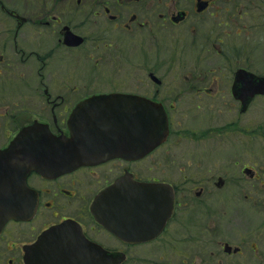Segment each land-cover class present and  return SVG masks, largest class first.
<instances>
[{
    "label": "flooded vegetation",
    "instance_id": "flooded-vegetation-1",
    "mask_svg": "<svg viewBox=\"0 0 264 264\" xmlns=\"http://www.w3.org/2000/svg\"><path fill=\"white\" fill-rule=\"evenodd\" d=\"M260 48L264 0H0V151L39 124L62 145L73 133L87 144L28 175L36 208L0 231V264H264V151H250L264 129L247 117L264 96L246 101L244 81L264 75ZM23 68L30 86L9 91ZM115 93L162 104V146L129 157L124 140L114 155L120 98L93 97ZM104 114L111 129L88 122ZM181 145L200 163L174 154ZM83 153L93 160L80 165ZM154 192H171L173 212L145 238ZM236 213L245 226L232 234Z\"/></svg>",
    "mask_w": 264,
    "mask_h": 264
},
{
    "label": "water",
    "instance_id": "water-1",
    "mask_svg": "<svg viewBox=\"0 0 264 264\" xmlns=\"http://www.w3.org/2000/svg\"><path fill=\"white\" fill-rule=\"evenodd\" d=\"M244 74L248 76L244 78L251 80V83L256 86L255 90L251 91V94H264V77L258 78L252 74ZM107 97L120 98L118 104L122 105V109L117 110L118 113L114 117L115 123L122 128L120 134L126 140L130 136L137 137L139 134L141 135L143 155L149 153L166 140L168 120L165 109H163L161 104L159 105L141 97H125L121 94L94 98L104 99ZM104 100H96V103L100 106L108 104ZM128 102L134 106V111H131V106H129ZM82 109L83 107L79 110ZM106 116L107 114H104L100 116L101 120L88 122L90 124H100V129L105 128L108 127L105 122L111 121L108 118L105 119ZM76 140L79 144V139L73 135L71 141L65 146L61 144L62 140H58L50 134L46 126H28L18 133L8 148L0 151V228L9 219L27 218L30 216L33 205L25 183L30 170L40 171L42 168H46L45 159H50L51 157L61 162H65V157L70 159L72 146L76 143ZM126 145L128 151L130 148L128 143ZM156 201L158 200L155 198L153 203L147 202V209L154 210V212L149 214V220L154 221L156 217L154 215L158 212L160 213V210L166 211L172 207V199L167 200L164 195L161 201ZM157 223H159L158 227L150 230L152 233L160 227L161 223L159 220Z\"/></svg>",
    "mask_w": 264,
    "mask_h": 264
},
{
    "label": "rangeland",
    "instance_id": "rangeland-1",
    "mask_svg": "<svg viewBox=\"0 0 264 264\" xmlns=\"http://www.w3.org/2000/svg\"><path fill=\"white\" fill-rule=\"evenodd\" d=\"M262 28L260 27L258 33L256 34V38H258L259 36H262ZM261 49L260 48L259 50H256L254 52V56L253 57V60L255 63H253L255 65V68L258 72L263 73L264 72V57H260V53H261ZM28 70L30 69V66L27 68ZM27 70L25 68H23V71H21L18 75V78L19 79H16L17 81H21V82H17V81H14L12 84H9L8 85V89L9 91H13V89H22L24 90L25 88L29 87L30 86V82L28 80H26V75L29 76L28 73H25ZM15 76V77H16ZM14 76L11 77L12 78H15ZM17 78V77H16ZM26 80V82L24 81ZM37 84H35L36 86ZM14 93L12 94V92H10V103L9 105L11 106H14L15 104H18V102H14L17 98L15 96H13ZM247 117H248V121L253 119L254 120V124H251V128H254V127H257L258 123H260V125H262V127H260L262 130L264 129V98L262 99H257L255 101V103L252 104L249 112L247 113ZM189 122V121H188ZM192 126H195L193 123L189 122ZM259 135H255L254 136V141L252 143H250V151L253 152V151H264V141L261 138V136H263L262 134V131H258ZM260 136V137H259ZM251 138V134H249V139ZM264 139V137H262ZM187 146L185 145H181L179 146V148L174 152V154L180 156V155H191V154H194L196 157H192L193 160L196 162V163H200L199 160L201 158L200 156V153L198 151V147L196 148V150H191V154H189L190 152H185ZM186 158H189V157H185V158H175L176 162L177 160H181V163H184L185 159ZM177 165V163H176ZM178 167V165H177ZM193 197V196H192ZM245 213L246 214H249L251 216H247V219L250 220V218H257V224L258 222L260 221V218H258L259 214L256 213V216L254 215L253 212L249 211L248 209H245ZM231 220H233L232 222L230 223H234V225H237L239 223V226H236V227H229L228 229H225L227 231H230L232 234L234 232L235 229H242L244 230V226H245V219H244V215L243 213H236V214H233L231 215L230 217ZM244 221V222H243ZM223 225V224H222ZM225 225V223H224ZM224 232V231H223ZM228 235V234H227ZM223 236H224V233H223ZM222 236V237H223ZM223 241V240H221Z\"/></svg>",
    "mask_w": 264,
    "mask_h": 264
}]
</instances>
